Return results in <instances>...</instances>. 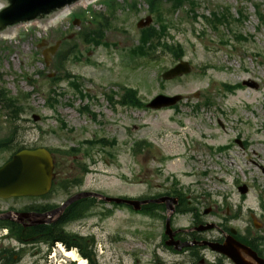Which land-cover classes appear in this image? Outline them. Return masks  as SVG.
<instances>
[{"label": "rangeland", "instance_id": "rangeland-1", "mask_svg": "<svg viewBox=\"0 0 264 264\" xmlns=\"http://www.w3.org/2000/svg\"><path fill=\"white\" fill-rule=\"evenodd\" d=\"M136 1L137 7L131 8L126 1L116 0L115 16L110 17L100 44L81 39L79 32L86 22L72 23L74 13H84L86 6L81 5L47 29L25 24L16 36L0 37V96L7 90L20 105L17 118L0 107V139L9 142L14 131L9 148L0 151V166L23 145H40L58 151L64 171H70L77 167L70 151L81 139L91 140L94 146L84 143L83 150L76 152L83 162L75 158L77 165L91 170L87 176L91 187L110 195L126 191L141 195L178 179L177 189L202 218L217 224L206 235L225 237L224 231L235 228L250 238L264 237V26L258 28L254 5L246 0H195L194 12L190 6L169 14L164 11L166 35L152 49V57L131 58L129 50L139 42L138 21L150 14L152 25L157 24V13H152L147 0ZM256 1L264 11V0ZM103 2L89 4L87 17L92 16L91 8L106 14L109 8ZM225 8L234 18L242 11L243 22L232 20L230 27L214 29L206 16ZM112 14L110 10L106 15ZM233 31L254 37L240 41ZM58 40L59 49L46 64L44 51ZM164 43L182 45L183 59L193 66L191 73L161 78L178 62ZM249 79L259 85L226 91L225 84ZM126 87L138 89L145 102L158 93L183 94L184 99L162 109L108 103L107 94H116L120 100ZM206 97L211 98L210 105L202 103ZM34 114L40 119L34 120ZM100 139L104 141L99 143ZM135 145L141 152L134 153ZM222 145L229 148L218 149ZM243 184L246 193L239 189ZM29 201L0 203L6 208ZM119 208L100 203L97 212L69 227L95 237L100 264H194L186 253L177 254L162 245L163 218ZM172 218L176 227L193 222L192 214ZM37 249L22 264H45L38 259ZM207 256L216 264H233L212 252Z\"/></svg>", "mask_w": 264, "mask_h": 264}, {"label": "flooded vegetation", "instance_id": "flooded-vegetation-1", "mask_svg": "<svg viewBox=\"0 0 264 264\" xmlns=\"http://www.w3.org/2000/svg\"><path fill=\"white\" fill-rule=\"evenodd\" d=\"M93 164L97 162L93 158ZM75 168H71L70 171H64V165L56 164V180L52 186L53 191L46 195L37 197H24L29 199L23 205L16 207V205H9L1 210L0 208V239L7 241L5 244L0 245V264H21L25 254L34 248H42L43 246L53 244L58 240V231L62 229L66 230L69 227L71 218L74 212H97L96 206H100V200L92 201L91 198H77L62 208L70 198H74L81 192L96 190L101 192L100 187H91L87 181V175L90 173L85 165H77L73 162ZM64 168V169H63ZM166 189L170 190L169 187ZM129 197H133V194L124 193ZM174 196L178 202L176 204V212L184 208V197L177 191L174 194H168L166 191L162 193H156L151 196H140L144 199H155L162 196ZM14 201L18 203L19 199L0 198V202ZM167 202L156 203L150 202L143 205L142 208L147 206L148 212H156L157 210H167ZM92 205V207H91ZM129 210H132V206L126 205ZM92 208V209H91ZM67 212V215L63 214ZM191 212H198L196 208H192ZM198 222H194L193 226L187 230H178L176 232V239L181 241L201 240L206 236L202 232H198L195 227ZM221 241L222 239H214ZM165 238L162 242H165ZM208 248H200L197 244H194L189 250L188 254L193 258L197 251L205 253Z\"/></svg>", "mask_w": 264, "mask_h": 264}, {"label": "water", "instance_id": "water-1", "mask_svg": "<svg viewBox=\"0 0 264 264\" xmlns=\"http://www.w3.org/2000/svg\"><path fill=\"white\" fill-rule=\"evenodd\" d=\"M5 6L0 9V34L10 32L15 26L23 23L40 20L43 26L51 27V21L65 16L66 11L58 13L59 10L66 6L77 3L80 0H0ZM84 1V0H83ZM151 18L146 22H140L143 26L149 24ZM38 24V23H32ZM25 25V24H24ZM21 25L18 27L21 28ZM39 25V24H38ZM16 36V29L12 34ZM55 46L51 50H56ZM190 71L187 62H181L164 74L165 78H172L185 72ZM255 86L253 82H245ZM181 97H167L164 95L157 96L150 104L151 107H162L175 104ZM38 119V116H35ZM53 162L49 151L44 148L35 150H22L15 154L13 158L0 168V196L9 197L12 195L38 194L45 191L51 183ZM245 192V188H241ZM108 201H122L119 198L106 197ZM170 224L167 225V233L170 230ZM213 248L230 256L237 264H264V259L260 258L256 252L246 245L238 242L235 238L228 236L224 244H215ZM243 252L253 258L256 262L251 263L243 257Z\"/></svg>", "mask_w": 264, "mask_h": 264}, {"label": "trees", "instance_id": "trees-1", "mask_svg": "<svg viewBox=\"0 0 264 264\" xmlns=\"http://www.w3.org/2000/svg\"><path fill=\"white\" fill-rule=\"evenodd\" d=\"M171 1L173 2V6L175 7V9L185 6V4L187 2L193 3L192 0H171ZM247 1H251V0H247ZM150 2L152 4V8L158 6L157 5V3H158L157 0H150ZM254 5L256 7V11H257V15L259 17V20L264 23V14L261 11L260 4L258 2H256V3H254ZM214 18H216V19H214V21L218 22L217 24L216 23L214 24L216 27H218L219 25H224V23H225L224 21H226L227 23L229 21L228 17L224 13L220 14L219 16H218L217 13H214ZM161 27H162L161 30H165V28H166V26L164 24ZM94 33H95V36L92 38V40H94L95 43H99V38L102 37L101 30L99 29L98 31H95ZM144 33H145V39L143 40V43H146L148 40H153L155 36L161 35L160 31L156 27H151V28L145 30ZM176 47L178 49H181V46L178 45V44L170 46V49L172 51H175ZM1 100L4 101L3 104H4L5 108H7V109L12 108V115L14 117H16L17 116V110H18V105L16 103V100H14L11 97L1 98ZM5 148H7L6 144L0 145V149H5ZM76 213H77L76 216L82 214V212H76ZM61 236L62 235L60 234L59 235L60 239H61ZM77 237L78 236H76V238ZM81 239H83V238H81ZM72 240L73 239L71 237L70 238L66 237V239H65V241L67 243L68 242L69 243L72 242ZM82 241H83V243L79 242L78 240H77V242L74 241L75 242L74 244H77L79 249H80V251H81V253L84 256L88 257V259L90 260V264H98L95 256L92 254V249H90V246L92 245L91 242L89 243V241H86V242L84 240H82Z\"/></svg>", "mask_w": 264, "mask_h": 264}, {"label": "bare ground", "instance_id": "bare-ground-1", "mask_svg": "<svg viewBox=\"0 0 264 264\" xmlns=\"http://www.w3.org/2000/svg\"><path fill=\"white\" fill-rule=\"evenodd\" d=\"M95 1H96V0H84V1H82L81 3H82L83 5H86V4H88V3L95 2ZM68 13H69V9H67L65 16H66ZM63 17H64V16H63ZM63 17H60V18H58V19H56V20L51 21V25L55 24L56 22L61 21V20L63 19ZM42 27H44L45 29L48 28V26H43V25H42ZM4 37L12 38V37H14V35H6V36H4ZM222 179H223V178L220 177V180H222ZM67 256H69V257L73 258L74 260H76V261L78 262V264H86V261L83 260V259L78 258L77 254H76L74 251H69V252H67Z\"/></svg>", "mask_w": 264, "mask_h": 264}]
</instances>
